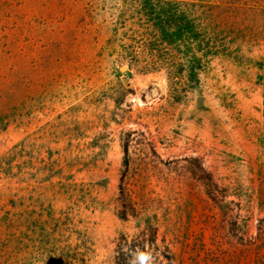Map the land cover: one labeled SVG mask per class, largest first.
<instances>
[{"label": "rangeland", "instance_id": "1", "mask_svg": "<svg viewBox=\"0 0 264 264\" xmlns=\"http://www.w3.org/2000/svg\"><path fill=\"white\" fill-rule=\"evenodd\" d=\"M146 29L131 0H0V264H264V68L181 94Z\"/></svg>", "mask_w": 264, "mask_h": 264}, {"label": "trees", "instance_id": "2", "mask_svg": "<svg viewBox=\"0 0 264 264\" xmlns=\"http://www.w3.org/2000/svg\"><path fill=\"white\" fill-rule=\"evenodd\" d=\"M137 14L146 24L142 36L154 70H165L168 81L181 94L191 91L201 97V73L217 58L238 64L264 68V60L256 61L244 53V44L264 41V31L235 29L237 21L245 25L255 17H263L264 9L257 0L241 3L214 0H131ZM241 5L243 13L233 15L231 9ZM222 12H217L218 9ZM160 65V67H158ZM264 92V77L260 78ZM180 98L176 99L179 101ZM118 263L125 264V253L117 250Z\"/></svg>", "mask_w": 264, "mask_h": 264}, {"label": "clouds", "instance_id": "3", "mask_svg": "<svg viewBox=\"0 0 264 264\" xmlns=\"http://www.w3.org/2000/svg\"><path fill=\"white\" fill-rule=\"evenodd\" d=\"M151 262V252L138 250L136 253H134V259L132 261V264H151Z\"/></svg>", "mask_w": 264, "mask_h": 264}]
</instances>
